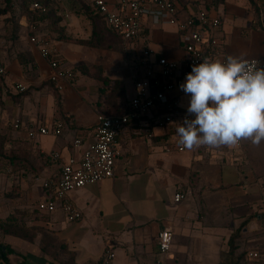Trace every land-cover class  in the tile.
<instances>
[{"label":"crops","instance_id":"obj_1","mask_svg":"<svg viewBox=\"0 0 264 264\" xmlns=\"http://www.w3.org/2000/svg\"><path fill=\"white\" fill-rule=\"evenodd\" d=\"M52 1L54 15L36 31L48 36L75 80L62 83L61 90L50 82V64L29 41L34 32L28 14L20 15L19 42L10 53L0 55L6 70L0 76V134L7 138L14 163L0 175V264H98L107 250L116 254L113 264H264L248 259L250 252L264 255V141L259 146L241 140L232 148L201 146L179 152L176 128L187 115L189 102L180 87L170 94L178 102L172 132L154 126L149 139L125 129L116 139L120 155L114 177L70 195L82 214L80 222H68L59 210L50 215L37 211V204L49 197L42 182L54 180L62 163L80 159L94 143L99 114L129 111L134 83L141 75L133 62L137 46L122 43L105 26L99 27L105 34L101 40L92 41L94 25L82 6L92 0ZM106 1L114 7L118 0ZM171 1L180 20L202 11L221 20L214 34L225 57L264 56V0ZM143 22L142 30L158 57L186 61L175 27L153 28L148 20ZM95 68H101L104 78L122 84L124 96L116 106H107L102 92L111 87L96 78ZM17 85L26 91H17ZM166 113L154 111L152 116L159 119ZM17 120L22 124L19 131L11 127ZM58 124L63 126L57 137L38 136L34 141L27 137L33 126ZM77 139L83 142L81 149L74 146ZM167 146L171 152H166ZM55 152L61 154L60 163L52 158ZM177 193L185 195L181 203L174 201ZM5 195L10 199L3 200ZM26 210L41 215L25 222L27 237L32 229L51 234L36 233L31 241L6 233L10 215ZM169 228L174 233L172 248L161 256L158 237Z\"/></svg>","mask_w":264,"mask_h":264},{"label":"built area","instance_id":"obj_2","mask_svg":"<svg viewBox=\"0 0 264 264\" xmlns=\"http://www.w3.org/2000/svg\"><path fill=\"white\" fill-rule=\"evenodd\" d=\"M12 1L17 9V4ZM92 3L108 29L115 32L123 42L138 47V54L133 62L141 71V75L134 83V96L130 100L129 111L118 116L99 114L94 129V143L88 146L80 159L69 158L62 163L54 180L46 179L42 182V187L49 197L37 204V211L42 215H50L59 210L70 223L80 222L82 219V214L70 200V195L89 185L100 184L114 177L115 163L120 155L117 137L127 128L131 135L149 139L153 137L154 126L162 131L172 132L176 128L174 114L178 102L171 100L170 94L185 81L186 74L191 72L194 64L201 63L205 58L221 60L226 58L221 41L214 34L220 29L222 22L209 17L203 11L186 20H180L177 5L171 0H118L114 7L106 0H92ZM32 10L44 13L46 11L38 3L32 5ZM144 20H148L153 28L171 26L177 29L186 54L184 63L169 61L156 55L150 47L149 36L142 30ZM34 24H30L34 35L29 41L50 64L52 69L50 82L61 90V84L74 81L76 74L61 63L48 36L39 34ZM257 60L264 66V56ZM5 72L4 66L0 63V76L5 75ZM16 90L22 93L26 88L17 85ZM166 110L168 113L162 118L154 119L152 116L154 111ZM185 116L181 118V123ZM62 126V124L56 127L36 125L27 131V137L30 141L36 140L38 136L57 137ZM11 127L19 131L22 124L17 120ZM74 146L81 149L83 142L77 139ZM177 150L183 152L185 149L178 147ZM171 151L172 147L167 146L166 152ZM52 158L59 163L62 159L59 152L53 153ZM184 200L185 195L182 193H177L174 197L176 203ZM173 240L174 233L170 228L159 234L158 249L161 256L170 253ZM115 258V252L107 250L98 264H113ZM248 259L264 263V255L259 252H250Z\"/></svg>","mask_w":264,"mask_h":264},{"label":"clouds","instance_id":"obj_3","mask_svg":"<svg viewBox=\"0 0 264 264\" xmlns=\"http://www.w3.org/2000/svg\"><path fill=\"white\" fill-rule=\"evenodd\" d=\"M179 87L189 102L176 128L178 146L232 148L241 140L256 146L264 141V66L259 60L244 53L205 58Z\"/></svg>","mask_w":264,"mask_h":264},{"label":"trees","instance_id":"obj_4","mask_svg":"<svg viewBox=\"0 0 264 264\" xmlns=\"http://www.w3.org/2000/svg\"><path fill=\"white\" fill-rule=\"evenodd\" d=\"M8 2H10L11 4H13L12 0H7ZM16 4H18L20 2V5L23 9V13H27L28 16H30L31 20L34 21L33 23H35V25H39L40 23H42L43 21H45V19H51L50 16L54 15V12L52 10L51 6V2L52 0H14ZM34 1V3H33ZM81 2L84 0H80ZM226 0H216L217 3L220 2H225ZM30 3V6H27V8H25V5H28ZM35 3L40 4L45 11L44 12H40V11H32L31 7L32 5H34ZM83 5V10L86 14V16L88 17V19L91 21V23L94 25V32H93V38L92 41L97 37V35L100 33L101 31L99 29V25L97 24V20H100L103 25L106 27V24L104 23L102 17L97 13V10L93 7V3L87 4L84 2ZM24 5V6H23ZM57 23V20L55 21V25ZM110 30V29H109ZM109 32L113 33L122 43H126L125 41L123 42L122 39L112 30H110ZM96 69V78H99V80H101V82L105 85H109L111 88L109 90L108 93H104L102 92V94L104 95V99L105 102H107V106H116L117 105V101L119 99L123 98V93H124V89L122 88V84L119 81H110L109 79H106L103 77V71L101 70V68H95ZM6 141L7 138L5 136H3L2 134H0V151H6ZM2 156V154L0 155V157ZM1 159V158H0ZM9 164L10 166L14 165V163L12 162V160H9ZM41 217L40 214H37L36 217ZM28 221L27 216H25V214L22 213H18L16 212L13 215H10L8 221L5 224V229L4 231L6 233H14V234H18L21 237H23L24 239H30L31 241H33L34 236L36 235V233L39 234H46L49 235L51 233H47V232H43L42 230L36 231L35 229L32 230H27L28 232H31V238L27 237L26 235V229H25V222ZM21 231L23 233H21ZM33 236V237H32ZM232 249H234V247H231ZM231 249V250H232Z\"/></svg>","mask_w":264,"mask_h":264},{"label":"rangeland","instance_id":"obj_5","mask_svg":"<svg viewBox=\"0 0 264 264\" xmlns=\"http://www.w3.org/2000/svg\"><path fill=\"white\" fill-rule=\"evenodd\" d=\"M192 1H199V2L204 1V3H206V2H209L210 0H181V2L186 3V4ZM50 4H51L50 7L52 8L53 12H55L54 11L55 9L53 8L55 4L53 3V1ZM83 5H86V4L82 3V6ZM17 6H18V9H16L14 5L8 2L7 0H0V55L2 54L6 55V53H10L12 49L16 46L17 42H19V39L21 37L20 33H18L19 29H21V27L18 26L19 21L21 19L20 15H27V13H23V9L20 5V2L17 4ZM27 6H30V3L28 5H25V8H27ZM51 17L52 16H50V18ZM96 22L99 25L101 30L105 29L103 23L100 20H97ZM36 26L40 28L41 25H36ZM102 34L104 33L101 31V34L99 33L97 37L94 39V41H100L101 40L100 36ZM110 40L112 42L117 41L116 39L115 40L110 39ZM118 101H117V104L119 103ZM1 154L2 156L0 157L1 158L0 159V175L4 174L3 171L7 170L8 167H10L9 160L11 159L7 148H6V151L5 150L0 151V155ZM2 199L8 200L10 198H9V195H5V197H3ZM24 214L25 216H27L28 220L32 219L33 216H36L28 212L27 210L26 212H24Z\"/></svg>","mask_w":264,"mask_h":264}]
</instances>
